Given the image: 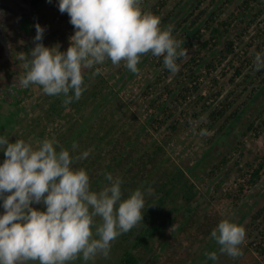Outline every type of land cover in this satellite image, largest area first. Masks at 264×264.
I'll use <instances>...</instances> for the list:
<instances>
[{
  "label": "rangeland",
  "instance_id": "1",
  "mask_svg": "<svg viewBox=\"0 0 264 264\" xmlns=\"http://www.w3.org/2000/svg\"><path fill=\"white\" fill-rule=\"evenodd\" d=\"M161 1L163 0H142L141 9L153 15ZM166 1V5L154 16L159 18L161 29L172 26L173 37L181 41L182 49H187L188 54L177 61V73L173 74L164 67L162 57H154L150 53L141 57L138 74L123 70V63L116 67L105 62L97 67L116 85L119 97L131 105L143 124L148 125L153 118L163 119L158 109L151 105V101L161 95L159 101L165 103L166 108L178 110L177 115L170 118L167 124L156 126L157 130L147 128L149 136L162 144L171 162L182 166L193 179L199 191V204L209 215V225H212L214 219H226L242 226L246 231L245 241L240 245L243 255L236 259L221 254L220 246L211 236L204 242L195 244L191 240L199 235L198 232H184V236L179 234L173 247L176 253L181 251L189 257L184 260V264H264L262 250L258 251L255 247L260 243V235L257 238L255 234L252 238L251 228L247 230L253 216L264 207V171L257 184L249 182L252 175L249 166L255 164L264 152V126L258 131H249L256 116L264 110V69L256 71L253 63L257 53L264 54V0L251 1L249 8L243 4L245 0ZM30 3L31 0H0V87L12 77L24 74L22 62L16 59V53H26L28 39L32 37L33 40L36 35V24L45 29L41 41L43 45L49 48L59 45L61 52H66L69 37L74 35L69 16L59 11V0H51L50 3L46 0L35 13L31 11ZM204 10L206 14H202ZM214 12L218 15L214 27H221L223 22L227 26L224 24L221 27L223 34L217 42L214 39L208 48L201 50L200 44L213 37L212 31L206 28L204 22ZM24 21H31L34 28L31 34L29 30H25ZM196 29L203 35L199 40L193 37ZM228 43L234 48L231 53L228 51ZM34 47L33 44L32 48ZM194 57L198 59L195 63L192 60ZM211 61L214 68L210 72L206 65ZM192 68L201 77L188 85L194 89L197 84L198 89L187 102H176L182 89L178 86L180 73L189 74ZM238 68L242 70L241 77L236 76ZM148 87L150 93L145 96L144 92ZM166 87L174 93L165 92ZM42 94L41 86L30 85V93L21 107L2 99L0 94V136L7 135L12 127L8 119L19 108H23L22 115H27V121H31L39 108L37 105L41 103ZM226 99L235 102L233 109L241 108L239 116L229 122L223 133L216 135L218 126L208 132L207 136H201L199 133L206 118L203 116L197 119L195 115L202 113L204 106ZM27 121L16 122L17 125L7 136L9 141L16 136L18 139L26 137ZM172 123L177 124L178 129L169 132L167 128ZM34 139L33 135H29L25 142L35 146ZM0 155H4L3 152L0 151ZM224 158L228 159L226 164H222ZM217 165L220 170L216 168ZM2 205L3 200L0 199V215L4 213ZM39 206L32 205L37 210H45L44 205ZM177 216L180 219L179 213ZM263 229L264 227L261 228ZM188 233L192 238L190 234V238L186 236ZM251 241H254L252 247ZM111 252L107 259L98 255L94 260L85 262L80 257L68 264H102L99 262L101 259H105L104 264H107L112 260ZM206 252H216L217 260L209 259ZM27 264L39 262L28 261Z\"/></svg>",
  "mask_w": 264,
  "mask_h": 264
},
{
  "label": "clouds",
  "instance_id": "2",
  "mask_svg": "<svg viewBox=\"0 0 264 264\" xmlns=\"http://www.w3.org/2000/svg\"><path fill=\"white\" fill-rule=\"evenodd\" d=\"M141 3L59 0L60 13H67L74 28L69 47L66 52H61L59 45L45 47L41 42L45 29L36 24L35 47L29 53H16L26 73L14 78L9 89L38 85L48 96L63 95V104L69 105L79 101L86 90L85 70L95 69L91 73L95 77L101 74L97 66L110 60L113 66L123 63L128 71L138 74L141 57L149 53L162 57L164 67L177 73V61L188 54L187 49L173 37V27L161 29L159 18L143 12ZM253 63L256 71L264 69V54L257 53ZM199 134L207 136L208 132L202 129ZM57 146L45 139L34 149L23 139L12 143L0 136V151L5 156L0 164L4 209L0 215V264H68L80 257L85 262L94 260L98 255L107 259L112 242L143 221L144 192L137 189L122 199L123 181L110 173L105 174L110 186L92 191L86 171L72 167L88 153L73 157L63 148L57 152ZM152 193L149 187L147 194ZM33 204H42L45 210H37ZM211 238L221 254L233 259L243 255L240 245L246 231L242 226L222 220ZM205 255L217 260L216 252Z\"/></svg>",
  "mask_w": 264,
  "mask_h": 264
},
{
  "label": "trees",
  "instance_id": "3",
  "mask_svg": "<svg viewBox=\"0 0 264 264\" xmlns=\"http://www.w3.org/2000/svg\"><path fill=\"white\" fill-rule=\"evenodd\" d=\"M45 1L31 0V11L38 12ZM251 1L258 0H245L243 4L249 8ZM166 2V0L161 1L153 15H157ZM204 13L206 14L205 10L202 11V14ZM217 16V13L214 12L205 19L204 25L209 31H212L213 37L200 44L201 50L208 48L212 40L216 39L217 42L223 34L221 27H224L223 25L226 23L223 22L221 27H214ZM24 28L29 30L30 34L34 31L31 21H24ZM193 37L199 40L203 35L199 29H196ZM187 44L189 45V43ZM231 44L228 48L230 53L234 50ZM32 46L31 37L26 45V53L30 52ZM192 60L193 63L198 61L196 57ZM106 62L111 63L110 60ZM122 68L126 70L123 65ZM206 68L211 72V69L214 68L212 61L206 65ZM94 70H85L84 86L86 90L79 101L64 105L65 97L63 95L48 96L43 93L40 96L41 103L37 105L39 108L31 121H27V115H22L23 108H19L8 119L12 127L6 133V137L11 134V130L17 125L16 122L27 121L28 128H25V136H34L36 141V145H33L34 149L38 148L43 140L49 139L57 142V152L63 148L69 151L70 156L73 157L88 153L86 158L76 160L72 167L74 169L83 168L86 171L90 178L92 191L98 192L104 187L110 186L111 182L105 179V174L110 173L114 179L119 178L123 181L121 185L122 199L129 198L137 189L145 193V207L142 210L143 221L112 242L110 248L112 260L107 264H184V260L189 257L181 251L178 254L174 250L173 244L176 236L178 237L179 234L184 236V232L195 231L194 233L198 232L199 235H193L192 238V235L188 233L186 236L188 235L190 238L191 235L192 240H190L195 244L200 241L204 242L211 236L212 230L221 220L214 219L212 225H209V215L206 210H202L199 204L200 198H197L199 191L193 179L182 166L171 162L163 145L155 138L150 137V133L147 131V128L157 130L156 126L161 127L167 124L170 118L177 115L178 110L166 108L165 103L159 101L162 98L161 95L154 98L151 105L158 109L163 119L153 118L148 125L143 124L137 114L133 112L131 105L119 97V93L115 90L116 85L112 84L102 72L100 75L92 77L91 73ZM236 74L241 77L242 70L238 68ZM19 76L20 74L15 78H19ZM200 77L201 75L196 74L193 68L189 74L180 73L181 80L179 79L178 86L182 89L179 91L176 102H187L191 94L198 89L197 84L192 89L188 83L198 81ZM13 80L12 77L3 87H0V94L2 99L21 107L30 93V86L27 89L19 87L9 89ZM165 92L174 93L169 87H166ZM149 93L150 87L144 94L146 96ZM69 95H73V93L70 92ZM234 103L226 99L220 103L204 106L203 112L195 115L197 119L203 116L206 118L201 130L206 129L207 132H210L219 126L216 135L223 133L229 122L235 120L241 112L240 107L233 109ZM262 126H264V110L256 116L249 131H258ZM177 129V124L174 123L167 128L169 132H174ZM17 139L18 136L9 142L14 143ZM4 159L5 156L0 155V163H3ZM226 162L228 159L224 158L222 164H226ZM216 168L220 170L219 165ZM249 168L252 171L249 182L257 184L262 178V171H264V152ZM149 187L153 189L151 195L147 194ZM38 207L40 206L38 205ZM178 213L180 219L177 216ZM100 223V218H95V224ZM262 227H264V207L253 216L252 223L247 229L251 228L252 238L255 234L257 238L260 235V243L255 247L258 251L262 250L261 253L264 254V229L261 230ZM92 231L95 234V227ZM253 243L254 241H251V247ZM186 254L189 256L188 253ZM99 262L104 264L106 261L101 259Z\"/></svg>",
  "mask_w": 264,
  "mask_h": 264
}]
</instances>
